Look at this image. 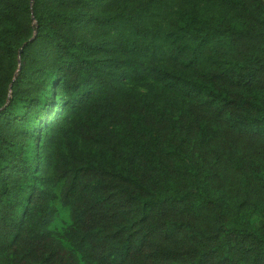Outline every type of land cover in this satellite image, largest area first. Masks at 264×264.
I'll list each match as a JSON object with an SVG mask.
<instances>
[{"label":"trees","instance_id":"1","mask_svg":"<svg viewBox=\"0 0 264 264\" xmlns=\"http://www.w3.org/2000/svg\"><path fill=\"white\" fill-rule=\"evenodd\" d=\"M0 264H264V1L0 0Z\"/></svg>","mask_w":264,"mask_h":264},{"label":"rangeland","instance_id":"2","mask_svg":"<svg viewBox=\"0 0 264 264\" xmlns=\"http://www.w3.org/2000/svg\"><path fill=\"white\" fill-rule=\"evenodd\" d=\"M58 189H59V185H57L55 190H54L56 194L58 193ZM52 204L56 209V214H55V217H54L52 223L50 224L49 228L53 231V233L56 234V233H60V230L67 223V212H66V209L64 207L60 206L57 199L53 200ZM259 220H260V217L257 215H253L250 218V222L253 225H255ZM62 244L64 246H66V244L64 242H62Z\"/></svg>","mask_w":264,"mask_h":264}]
</instances>
